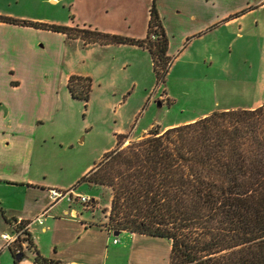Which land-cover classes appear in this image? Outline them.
Wrapping results in <instances>:
<instances>
[{"label": "rangeland", "instance_id": "374dc122", "mask_svg": "<svg viewBox=\"0 0 264 264\" xmlns=\"http://www.w3.org/2000/svg\"><path fill=\"white\" fill-rule=\"evenodd\" d=\"M74 1L60 0L59 3H54L51 0H0V15L70 25L69 22L76 20L74 9L80 14L83 10L82 1L75 4ZM129 1L135 8V17L123 14L116 17L110 10L99 13L97 20L106 25L104 21L113 18L116 22L111 24V28L122 32L130 31L128 26L131 23V31L142 34V15L145 9H141L144 8L141 0ZM161 1L168 12L167 25L171 30L187 25L185 21L178 19L183 18L178 16V12L184 14L185 11H206L208 8L200 0ZM249 1L250 5L257 7L248 12L245 19L247 25L241 35L224 23L219 33H211L204 39L195 38L189 46L182 47L181 52L174 55L164 80L158 79L152 55L147 50L128 44L86 48L92 42L81 37L69 39L63 32L37 29L30 31L32 38L29 37V40L45 50L42 51L39 47L38 51L33 49L31 65L23 73L19 70L20 59L4 53L5 59L18 69L16 74L22 73L34 80L39 79L49 90L54 89L51 96L56 97L58 110L50 114L47 128L40 131L42 135H50L47 145L42 149L44 154L48 153L45 155L48 157L47 174L49 177L57 174L65 184L73 183L71 188L76 192L97 197L94 206H84L87 209H83L86 216L95 215L97 219H105L109 215L104 208L109 206L107 203L112 198V189L87 182L77 185V182L89 164L101 160L104 149L115 147L118 134H127L126 145L156 125L166 128L180 124L211 109L216 111L226 106L250 108L258 101H262L264 105V5L261 6L264 0H223V10L243 8ZM150 4L151 2L148 14ZM218 35L220 40L216 43ZM157 37L152 32V38ZM235 37L237 40L234 42ZM69 40L76 41L71 43ZM60 49L61 56L58 55ZM71 72L88 73L94 79L87 103L73 98L69 92L67 76ZM32 125V128L24 129L27 139L35 138L37 129L34 128V122ZM76 133H81L79 140ZM54 134L61 139H68L66 141H75L76 138L77 142L71 148L65 147L64 153L59 149L57 138L52 137ZM82 137L85 138L83 143L80 142ZM56 159L61 160L56 163ZM62 161L66 163L64 169L58 165ZM75 204L83 207V203L79 201ZM126 233L128 232L124 231L112 235V239L118 237L121 240V248L126 252V256L123 254L125 260L128 258L130 245L129 239L125 237ZM161 239L165 251L170 240ZM30 256H33L32 253L27 251L23 263ZM1 259L12 264L14 261L10 251L5 256H0ZM144 264L163 263L158 258L147 260Z\"/></svg>", "mask_w": 264, "mask_h": 264}, {"label": "trees", "instance_id": "16d2710c", "mask_svg": "<svg viewBox=\"0 0 264 264\" xmlns=\"http://www.w3.org/2000/svg\"><path fill=\"white\" fill-rule=\"evenodd\" d=\"M0 21L63 32L69 39L145 47L158 79L164 80L173 63L156 0L144 39L7 15ZM68 90L87 103L93 78L73 74ZM117 138L76 183L112 189L110 207L104 208L109 215L102 220L107 230L169 239V264H264V105L216 110L166 128L156 125L126 145L127 134ZM96 199L84 205L92 207ZM25 234L26 246L19 241L10 247L16 259L27 248L34 264H68L43 255L31 233Z\"/></svg>", "mask_w": 264, "mask_h": 264}, {"label": "crops", "instance_id": "0c3cea01", "mask_svg": "<svg viewBox=\"0 0 264 264\" xmlns=\"http://www.w3.org/2000/svg\"><path fill=\"white\" fill-rule=\"evenodd\" d=\"M51 1L59 3L60 0ZM79 1L83 3V10L80 14L74 9L76 20L69 22L70 26L98 29L102 32L116 34L124 33L122 35L136 39L147 37L150 20V9L149 14L147 9L150 2L151 8L153 0H141V5L144 7L141 9H145V13L142 15L144 17L142 21L144 29L140 35L131 31L133 29L131 23L128 26L130 31L122 32L111 28V24L116 22L113 18H110L109 21L105 20L106 25H102L97 20L99 13H105L110 10L114 12L113 14L116 17L121 14L135 17V8L129 0H75L74 4ZM200 1L208 6L207 10H189L185 11L184 14L178 12V16H183V18L178 17V19L185 21L187 25L180 27L178 30H171L167 25L168 12L164 9L162 1L156 0L159 13L169 36L168 54L172 58L181 52L182 47L189 46L195 38L201 37L204 39L211 33H219L224 23L228 24L233 31L236 30L238 35H241L242 30L247 25L245 19L248 12L257 7L256 5H250L251 1H249L248 3L246 2V6L243 8L223 10V0ZM205 1L209 2V4ZM173 11L175 12V9ZM88 13L89 15H87ZM57 24L61 23L57 22ZM36 29L47 30L0 21V256H5L10 251L13 255V264H34V253L32 250L24 249V257L27 251L31 252L33 256H30L28 261L23 263V258L17 260L10 249L12 245H7L3 238L4 234L13 232L15 221L25 220L30 222L28 231L31 233L35 246L41 253L50 258L63 260L68 264H144L147 260L158 258L161 259L163 264H169L170 242L166 250L163 251L161 238L127 231L128 233H126L127 236L125 237L129 239L130 245L127 252L128 258L125 260L123 254L126 256V252L121 248V240L115 243L114 239H112V235L115 233L110 232L103 225L104 221L102 220H106V218L97 219L95 215L86 216L83 212V209L87 210L84 208V203L82 208L75 204L79 200L69 199L67 196L60 198L53 196L52 189L69 191L72 189L73 183H67L69 185L63 183V179H59L57 174L49 177L46 167L48 157L46 158L45 156L48 153L44 154V151L42 152L50 135H42L40 131L44 127L47 128L50 114L54 110H58L56 97L51 96L54 89L49 90L47 86L40 83L39 79L34 80L28 75L24 76L22 74L31 65L33 49L38 51L39 47L42 51L45 50L41 45L38 46L35 42L29 40V37L32 38V32L30 31ZM76 40H69V42L74 43ZM219 40L220 35L216 37L215 42L217 43ZM235 40H237L236 37L234 42ZM112 44L118 43H92L87 44L86 48L96 46L106 48ZM128 45L147 50L150 53L145 47ZM13 51H15L14 55L12 54ZM4 53L20 59L19 70L22 72L20 75L16 74L18 69L5 59ZM61 53L62 49L59 50L58 55L61 56ZM73 74L91 76L88 73L71 72L67 76V88L69 78ZM262 103V101H258L250 108L262 106ZM232 108L235 107L226 106L221 107L219 110ZM213 111L214 109L205 111L198 114L194 119L183 123L194 121ZM31 121L34 122V128L37 131L35 138L27 139L24 135V129L33 127ZM80 134L76 133L77 139ZM52 137L57 138L59 149L64 151V153H66L65 147L71 148L77 142L76 138L75 141H71L73 139L66 141L68 139H61L55 134ZM84 141L85 138L82 137L80 142L83 143ZM111 149H104L103 154ZM59 160L61 159H56V163ZM95 163L96 161L89 164L82 175L88 173ZM58 165H60L61 169L66 168L64 161ZM107 205L110 207V203ZM41 214H43L41 222L35 220ZM156 246L157 248H155ZM123 259L125 260L124 262ZM0 264L12 263L1 259Z\"/></svg>", "mask_w": 264, "mask_h": 264}, {"label": "built area", "instance_id": "2783aa9c", "mask_svg": "<svg viewBox=\"0 0 264 264\" xmlns=\"http://www.w3.org/2000/svg\"><path fill=\"white\" fill-rule=\"evenodd\" d=\"M52 194L54 197H63L67 196L69 199H76L82 203H89L91 201V196L76 192L74 189H70L69 191H59L57 189H52ZM43 214L37 216L35 220H39L41 222ZM22 221V220H21ZM21 221L15 223V228L12 233H6L3 235L4 240L7 245H16L19 241L22 242V246H26V241H23L24 237H26L25 231L28 230L30 222L26 223L24 226H21ZM118 237H114V242H119Z\"/></svg>", "mask_w": 264, "mask_h": 264}, {"label": "water", "instance_id": "95a60500", "mask_svg": "<svg viewBox=\"0 0 264 264\" xmlns=\"http://www.w3.org/2000/svg\"><path fill=\"white\" fill-rule=\"evenodd\" d=\"M115 234L116 235L120 234V231H116ZM23 256H24V254L23 253L22 254L20 253V254L17 255V259L20 260V259L23 258Z\"/></svg>", "mask_w": 264, "mask_h": 264}]
</instances>
